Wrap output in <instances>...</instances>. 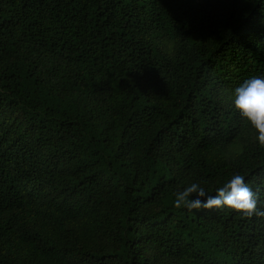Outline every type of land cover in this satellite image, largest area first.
Wrapping results in <instances>:
<instances>
[{"label": "trees", "instance_id": "1", "mask_svg": "<svg viewBox=\"0 0 264 264\" xmlns=\"http://www.w3.org/2000/svg\"><path fill=\"white\" fill-rule=\"evenodd\" d=\"M257 75L264 0H0V264H264V215L174 203L264 211Z\"/></svg>", "mask_w": 264, "mask_h": 264}, {"label": "clouds", "instance_id": "2", "mask_svg": "<svg viewBox=\"0 0 264 264\" xmlns=\"http://www.w3.org/2000/svg\"><path fill=\"white\" fill-rule=\"evenodd\" d=\"M233 105L240 116L256 130V140L264 147V75L250 77L237 86ZM215 192V195H209L199 183H192L177 195L174 203L177 208L183 206L193 210L227 207L246 216L264 215V211L258 209L257 193L246 182L245 176L233 175Z\"/></svg>", "mask_w": 264, "mask_h": 264}]
</instances>
